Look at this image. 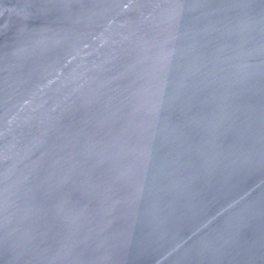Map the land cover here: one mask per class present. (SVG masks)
Returning <instances> with one entry per match:
<instances>
[{"label":"water","instance_id":"obj_1","mask_svg":"<svg viewBox=\"0 0 264 264\" xmlns=\"http://www.w3.org/2000/svg\"><path fill=\"white\" fill-rule=\"evenodd\" d=\"M0 264H264V0H0Z\"/></svg>","mask_w":264,"mask_h":264}]
</instances>
